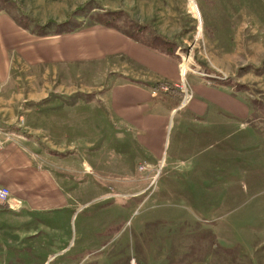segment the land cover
<instances>
[{"label":"rangeland","instance_id":"1","mask_svg":"<svg viewBox=\"0 0 264 264\" xmlns=\"http://www.w3.org/2000/svg\"><path fill=\"white\" fill-rule=\"evenodd\" d=\"M8 1L15 21L34 33L86 26L100 7L121 11L142 29L140 38L175 55L177 85L166 83L152 101L177 107L183 87L194 98L199 80L226 87L250 108L241 118L214 107L195 115L189 102L174 110L157 163V148L141 140L146 133L112 112V73L75 71L74 90L57 93L63 100L55 110L68 135L41 136L68 145L61 153L72 161L84 152L90 166H72L80 210L68 230L58 224L60 241L49 250L69 238L76 264H264V0H88L81 8L72 0ZM119 24L128 29L121 15ZM183 61L195 73L181 78ZM5 106L0 116L12 111Z\"/></svg>","mask_w":264,"mask_h":264},{"label":"crops","instance_id":"2","mask_svg":"<svg viewBox=\"0 0 264 264\" xmlns=\"http://www.w3.org/2000/svg\"><path fill=\"white\" fill-rule=\"evenodd\" d=\"M87 1L72 0L71 5L81 8ZM109 4L118 3H101ZM9 6L10 1L0 0V110L6 105L12 111L3 112L0 123L11 127L22 118L24 124L18 136L0 149V186L7 187L11 198L20 200L22 206L18 210L0 206V264H52L59 257V263L54 264H76L65 243L69 238L64 237L60 250H49L60 241L58 224L68 230L71 217L80 210L73 208L76 191L71 186L72 166H90L84 152L82 160L72 161L71 154L61 153L68 145H58L50 137L47 142L41 136L68 135V130L56 122L55 110L63 100L57 93L74 90L73 74L80 68L101 67L104 74L112 73L113 86L107 90L112 112L146 133L141 140L150 145L149 149L157 148L160 163L170 115L179 108H164L166 99H152L166 91L168 83L177 85L176 61L100 24L37 36L30 32L32 27L15 21ZM155 83L164 87L154 88ZM193 86L198 94L194 91L186 106L195 115L209 107L238 118L250 113L244 98L224 86L209 87L199 80ZM139 101L150 102L139 106ZM16 102L22 103L19 117L13 112ZM154 139L157 147L152 144ZM50 229L53 233L49 236Z\"/></svg>","mask_w":264,"mask_h":264},{"label":"trees","instance_id":"3","mask_svg":"<svg viewBox=\"0 0 264 264\" xmlns=\"http://www.w3.org/2000/svg\"><path fill=\"white\" fill-rule=\"evenodd\" d=\"M120 15H121V18H125L127 20V23H128V29H123L120 24H119V20H120ZM92 16V20L91 22L88 23V25L86 26H90V25H94V24H100V25H103L105 27H110V28H114L116 29L117 31L123 33L124 35H126L127 37H129L131 40L135 41V42H139V43H142L150 48H153L163 54H166L168 56H175L174 53H173V50L170 49V48H167V49H159L158 47L154 46L153 45V42H151L150 40H146L147 37L145 38H140L139 37V30H142L140 29L139 27L137 26H133L131 23H130V18L129 17H125L126 14L125 13H122L121 11H113V10H102L100 13H98L97 15H91ZM61 24H67V20L62 22ZM78 28H71V27H68V28H65V29H56L52 34H61V33H69V32H72L74 30H76ZM37 36H47V35H50V33H36ZM154 40H159L160 42H162L163 44H165V40L161 37V36H158V35H153V38ZM168 41V39H166ZM169 43V42H168ZM171 43V41H170ZM170 46V45H169ZM167 50V51H166ZM156 85H159L157 83H155ZM163 85V84H162ZM216 86V85H215ZM164 87V85H163Z\"/></svg>","mask_w":264,"mask_h":264},{"label":"built area","instance_id":"4","mask_svg":"<svg viewBox=\"0 0 264 264\" xmlns=\"http://www.w3.org/2000/svg\"><path fill=\"white\" fill-rule=\"evenodd\" d=\"M179 74H182L181 78H183V73L181 71V67L179 69ZM186 74V73H185ZM213 77V76H211ZM184 89L182 90L183 96L180 101V107L185 106L192 98L191 92H188V89L184 86ZM24 124V121L22 118H17L14 122L13 126H8L0 123V149L8 142L12 141L14 137L18 136V130L21 128ZM86 167V165H84ZM86 171H89L87 167L85 168ZM0 206L8 207L12 210H18L21 208L22 203L20 200H14L10 196V191L5 186H0Z\"/></svg>","mask_w":264,"mask_h":264},{"label":"bare ground","instance_id":"5","mask_svg":"<svg viewBox=\"0 0 264 264\" xmlns=\"http://www.w3.org/2000/svg\"><path fill=\"white\" fill-rule=\"evenodd\" d=\"M199 30V29H198ZM198 38V37H197ZM184 60V59H183ZM181 71H182V73H183V77H185V73L187 72V71H191V72H193V73H195L193 70H191L190 68H189V66H188V64L186 63V61H183V63L181 64ZM181 76H182V74H180Z\"/></svg>","mask_w":264,"mask_h":264}]
</instances>
